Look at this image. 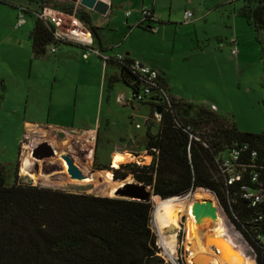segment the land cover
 Here are the masks:
<instances>
[{
	"label": "rangeland",
	"instance_id": "1",
	"mask_svg": "<svg viewBox=\"0 0 264 264\" xmlns=\"http://www.w3.org/2000/svg\"><path fill=\"white\" fill-rule=\"evenodd\" d=\"M60 1L0 0V165L5 170L6 183H11L15 175L17 181L31 185L114 196L112 190L122 180H113L111 170L96 167L114 168L111 163L115 155H123L117 166L134 161L148 164L151 157L144 152V136L147 129L155 133L157 125L149 116V106L133 100L131 90L122 82L108 86L109 68L106 72L102 69L100 79V68L95 63L98 59L92 52L83 58L85 50L79 46L51 42L41 55H32L28 35L38 5L59 10ZM215 1L220 2L214 6L217 11L210 9L206 21L187 10L191 14L188 21L195 15L198 20L185 24L182 19L175 24L182 11L179 6L184 4L178 0L171 10L175 15L173 24L163 21L165 29L158 34L143 28L144 31L136 30L127 42L137 59L160 70L170 93L193 106L213 104L216 113L238 130L259 134L263 130L260 48L246 20L233 16L232 8L238 6L239 0ZM93 15L95 20H91L96 22L98 15ZM94 27L98 36V24ZM51 46L56 47L53 53ZM232 46L235 54L230 53ZM24 120L39 124L47 121L60 128L55 127L53 133L26 131ZM90 134L95 135L93 144L87 141ZM40 140L49 143L55 153L45 162L28 158V144ZM62 152L79 176L67 173L64 158H56ZM22 168L27 169L25 175ZM193 192L169 201L151 198L149 226L164 264H195L197 255L206 264L211 260L225 264L219 253L205 243L209 234L227 238L225 228L229 229L227 242L247 257L248 262L243 264H254L247 255V243L210 192L205 191L212 198L219 227L214 231V223L196 226L191 210L192 204L199 201ZM172 212L177 218L175 225L169 218ZM190 223L195 224L198 239L188 238ZM168 226L171 229L165 230ZM236 248L233 249L238 251Z\"/></svg>",
	"mask_w": 264,
	"mask_h": 264
},
{
	"label": "trees",
	"instance_id": "2",
	"mask_svg": "<svg viewBox=\"0 0 264 264\" xmlns=\"http://www.w3.org/2000/svg\"><path fill=\"white\" fill-rule=\"evenodd\" d=\"M57 4L66 13L74 7L69 0ZM41 7L38 5L37 11ZM74 11L95 41L96 28L90 24L84 8L76 5ZM232 12L251 26L260 48L263 67L261 133L238 130L208 105L193 106L178 99L167 107L153 102L155 98L150 97L148 101L139 102L149 106V116L157 125L155 133L147 129L144 136V150L151 157L150 162L96 168L111 170L113 180L125 181L123 179L130 176L148 186L150 194L162 201L194 190L199 202L213 204L211 193L247 243V255L254 264H264V0H239ZM151 16L152 12L144 15L142 21H154ZM146 27L144 29L152 31L154 25ZM28 40L35 57L51 42L78 46L56 41L52 24L37 17ZM105 64L118 70L116 75L108 77V86L120 81L133 93L137 92L142 79L130 68L132 60L125 58L123 63L108 60ZM158 85L168 91L160 77ZM156 107L160 109L157 119ZM233 149L239 150L234 161V174L239 179L227 184L218 158ZM16 167L14 164L15 170ZM251 172L256 173L252 181ZM242 184L252 190L259 189L263 200L251 206L242 196ZM151 198L137 200L69 192L19 182L15 175L11 183H6L5 170L0 165V264H164L149 226Z\"/></svg>",
	"mask_w": 264,
	"mask_h": 264
},
{
	"label": "crops",
	"instance_id": "3",
	"mask_svg": "<svg viewBox=\"0 0 264 264\" xmlns=\"http://www.w3.org/2000/svg\"><path fill=\"white\" fill-rule=\"evenodd\" d=\"M69 1H72L74 3V7L72 8V10L75 8L76 5H79L77 4V1L76 2L74 0H69ZM100 1H102L107 6L104 13H96L90 9L83 7L85 12L89 16L90 24L93 26H95V24H98V36H97L96 29H95L97 39H95L96 41L95 43L94 37H93L92 46L100 50V52L104 54L115 55L119 53V54L124 55L126 58L130 60H134L142 64L148 65L152 69L156 70L159 74V77L164 80L169 94L179 97L178 95L170 93L169 86L166 83V80L164 79V77L162 76L160 70L157 67L151 65L150 63L148 64V62L146 63L142 60L137 59L133 55V47L131 46L130 43L127 42L128 38L136 30L144 31L143 29L147 28L146 25L148 26L154 25L156 27L155 30L150 31V32L153 34H158L161 28L165 29V27H163L165 26L163 24V21L170 22L171 24H173V21L175 20V15L173 14L171 10L173 9L174 6H177L178 0H165V1L163 0H100ZM183 1H184V4L182 3L179 6V8H182V11L179 14L178 21L175 24H177L180 20L182 21L183 12L187 10L193 11L194 14L198 13L199 15L197 17H199V19H203L204 21H206V18L209 16V13L207 12L210 9L211 11L213 10L217 11V9L214 8V6L215 4L220 3L219 1H215V0L214 1L213 0H183ZM146 11L152 12V20L154 21H150V22L142 21L143 14H146ZM93 13L98 15V19L96 18V22H93L91 20V18L95 20ZM195 16L188 22L195 23V21L198 20L197 17ZM233 16H236L235 13L233 14ZM182 22L185 24H188V22H184V20ZM115 35L117 36L115 37ZM112 38H115V40H113ZM232 42L235 43V40H232L231 43ZM95 44L97 45V47L95 46ZM79 47L80 49H83L81 46ZM115 47L118 48L117 52L114 51ZM232 48H235V47L232 46L230 48V53H231ZM97 59H98V62H95V63L98 64V68H100V71H99L100 79L102 78V69L105 71L107 68H109L108 71L110 75L112 76L116 75L118 70L113 65L111 64L106 65L105 63L101 61L99 57H97ZM104 77H106V74H104ZM179 98L182 99L181 97ZM46 122L44 124H39V122L37 121L24 120L23 121L25 125L24 129L26 131L50 130L51 133H53L55 127L60 128L59 126H51L50 124H47ZM37 142L39 141H36V142L34 141L28 144L29 146V148L27 149L28 152H30V149L33 146V144Z\"/></svg>",
	"mask_w": 264,
	"mask_h": 264
},
{
	"label": "built area",
	"instance_id": "4",
	"mask_svg": "<svg viewBox=\"0 0 264 264\" xmlns=\"http://www.w3.org/2000/svg\"><path fill=\"white\" fill-rule=\"evenodd\" d=\"M23 12V11H21ZM150 12L146 11V14L149 15ZM22 13L20 14L21 17ZM35 15L38 19H41L45 22H49L53 26V35L54 39L58 42H71L77 44L85 50L82 53L83 58H87L89 56V51L92 52L95 56L99 57L103 63H106L108 60H115L117 62L123 63L126 58L122 54L115 55H107L100 50L94 48L93 45V37L88 27L78 19L75 14L74 9L66 13L62 10H58L52 7L42 6L40 10L35 12ZM191 14L189 11L183 12V20L187 22L190 18ZM152 17V16H151ZM22 22V19L19 18V24ZM155 26L151 28L152 31L155 30ZM56 47L51 46L50 52H55ZM235 48L231 49V54H235ZM130 68L135 71L142 79V83L139 84L137 92L133 93L131 91V98L138 103L140 101H148L150 97L155 98L153 102H161L165 106H170L171 102L177 101L180 99L179 97L173 96L169 94L168 91L159 87L158 85V77L159 74L156 70L152 69L146 64H142L140 62L132 60V64ZM211 110H216L213 104H207ZM155 118L157 119L159 114L154 113ZM146 121V120H145ZM87 133V132H83ZM95 135L90 134L88 138V142H94ZM146 153V151L144 150ZM239 154V150L233 149L229 153L220 156L218 159V163L220 164V170L225 174L226 183L231 184L235 180L239 179L237 174H234L235 164L234 161L237 160ZM254 154V152H251ZM136 162V161H135ZM250 179H256V173H250ZM240 190L242 191V196L248 200L251 206L256 205L260 201L263 200L262 193L259 189L252 190L248 185L242 184L240 186ZM264 243V237L262 238Z\"/></svg>",
	"mask_w": 264,
	"mask_h": 264
},
{
	"label": "water",
	"instance_id": "5",
	"mask_svg": "<svg viewBox=\"0 0 264 264\" xmlns=\"http://www.w3.org/2000/svg\"><path fill=\"white\" fill-rule=\"evenodd\" d=\"M77 3L87 9H90L96 13H104L107 6L100 0H76ZM159 107L155 108V113L159 114ZM30 156L35 159L46 161L54 156V150L52 146L44 140H40L35 143L29 152ZM67 164V173L72 176H79L80 174L76 171V168L73 167L72 162L68 159L67 156L63 157ZM49 162H47L48 164ZM81 177V176H80ZM79 177V178H80ZM128 177V176H127ZM126 177V178H127ZM125 178V179H126ZM131 178V177H130ZM125 180L121 186L114 188V196H119L122 198H131L137 200H145L148 197H152L154 195L150 194V189L148 186H144L141 183L134 181L132 178ZM124 180V179H123ZM192 214L195 217L196 226H208L214 223L217 219V212L214 206L205 202H195L192 204ZM171 226H168L165 230H170ZM219 240H224L221 236H215L213 234H209L205 237V243L209 246H212L217 252L221 249ZM232 249L233 246L231 245ZM224 259H226L225 255H221ZM195 264H204L201 258L197 255L194 260Z\"/></svg>",
	"mask_w": 264,
	"mask_h": 264
},
{
	"label": "bare ground",
	"instance_id": "6",
	"mask_svg": "<svg viewBox=\"0 0 264 264\" xmlns=\"http://www.w3.org/2000/svg\"><path fill=\"white\" fill-rule=\"evenodd\" d=\"M65 154V153H64ZM64 154H63V152L61 153V154H56L57 156H56V158H58L59 160H62V158H63V156H64ZM121 156H123V155H120V156H116L114 159H113V161H112V163H111V165H112V167H117V164L119 163V162H121L122 161V159H121ZM28 158H32V157H30V155H29V157ZM27 158V159H28ZM29 162H30V160H29ZM26 163L27 162H25L24 163V165H26ZM28 164V163H27ZM22 174L23 175H25L26 174V171H27V169L26 168H24V170H23V168H22ZM30 174V173H29ZM82 179V178H81ZM123 182L124 181H121L120 182V184H118V186H121L122 184H123ZM117 186V187H118ZM115 187V186H114ZM114 189V188H113ZM112 191H114V190H112ZM112 191H109V193H111ZM153 197H155V196H152V198ZM211 205H213V204H211ZM169 218L171 219V218H173L172 219V221H173V224L175 225L176 224V216H175V214H174V212H172L171 213V215L169 216ZM196 219H195V217L193 216V219H192V221H195ZM171 221V222H172ZM214 224H217V226H216V228H215V230L214 231H216L217 229H218V227H219V216H218V214H217V219H216V221L214 222ZM195 226V224H193V223H190L189 224V227H188V238L189 239H193V240H195V239H198V233H197V231H196V228L194 227ZM223 228H225L224 226H223ZM224 233H225V235H226V237L227 238H225L224 240H219V244H220V247H221V249L219 250V254H218V257L219 258H221V260H223L224 261V263L225 264H243L245 261H246V258L247 257H245L239 250V248H236L232 243H228L227 241H230V239H229V229H226L225 228V230H224ZM225 237V236H224ZM231 245L233 246V248H236V249H238V251L236 250H234V249H232V247H231ZM207 246V245H206ZM221 255H225L226 256V259H224ZM220 260V261H221ZM218 262V261H217ZM217 262H215L214 260H211V261H209L207 264H219V262L217 263ZM220 263H222V261L220 262ZM204 264H206V263H204Z\"/></svg>",
	"mask_w": 264,
	"mask_h": 264
},
{
	"label": "flooded vegetation",
	"instance_id": "7",
	"mask_svg": "<svg viewBox=\"0 0 264 264\" xmlns=\"http://www.w3.org/2000/svg\"><path fill=\"white\" fill-rule=\"evenodd\" d=\"M34 145V144H33ZM51 162H49V164H50Z\"/></svg>",
	"mask_w": 264,
	"mask_h": 264
}]
</instances>
